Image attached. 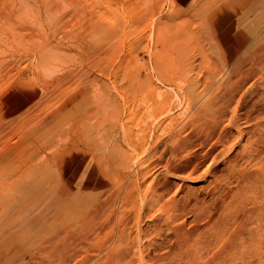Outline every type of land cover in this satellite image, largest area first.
Segmentation results:
<instances>
[{"label":"rangeland","instance_id":"rangeland-1","mask_svg":"<svg viewBox=\"0 0 264 264\" xmlns=\"http://www.w3.org/2000/svg\"><path fill=\"white\" fill-rule=\"evenodd\" d=\"M239 48L250 59L264 54V0H0V264H45L65 243L72 246L67 264H117L112 255L133 253L134 235L120 237L118 207L124 167L132 186L142 152L138 123L152 105L178 100L177 90L195 102L208 87H232ZM19 88L25 93H14ZM180 112L161 111L157 120ZM49 142L58 144L54 151ZM38 148L49 160L36 182L48 191L37 207L18 206L13 193L22 176L33 175ZM212 179L190 182L189 190ZM68 189L74 197L61 205L74 210L67 208L64 218L60 208L46 213ZM105 203L103 215L97 213ZM158 214L141 222L147 235L138 244L159 241L149 220L159 221ZM30 217L39 225L24 229ZM63 220L67 230L58 232ZM119 264L140 261L128 256Z\"/></svg>","mask_w":264,"mask_h":264},{"label":"bare ground","instance_id":"bare-ground-1","mask_svg":"<svg viewBox=\"0 0 264 264\" xmlns=\"http://www.w3.org/2000/svg\"><path fill=\"white\" fill-rule=\"evenodd\" d=\"M242 52L243 48H239L233 54L235 66L229 74L234 81L232 87H208L203 94H199L195 102L187 101L177 90L178 100L152 105L147 111V119H141L138 123L139 132L136 136H139L142 152L135 160L138 168L133 171L135 178H132V186L126 187L125 181L131 174L128 167H124L126 169L122 175V186L126 190L118 207L122 214L120 237L134 235L135 247L133 253L125 250L112 255L117 264L128 256L138 259L140 264H264V117L260 119L264 112V54L250 59ZM36 69L40 71L37 65ZM22 90L24 91L19 88L14 93H23ZM176 109L181 111L178 115H171L165 121L157 120L161 111L172 112ZM45 131L47 135L49 131ZM61 132L59 135H63V131ZM52 143L49 146L53 145L54 151L58 144L56 146ZM160 146H163L162 150L159 149ZM39 149H35L37 155L32 166L33 175L22 176L19 180L21 186L13 193L12 198L18 206H30L41 200L42 185L39 187L41 183L36 182L41 179L40 176L39 179L36 178V173L48 162L49 157L46 151L44 155V151L42 154ZM7 171L10 173V170ZM211 177L213 179L207 186L195 189V192L194 189L192 192L189 190L190 182L207 181ZM5 180L8 178L5 177ZM140 186L143 187L142 193ZM46 192L44 191L45 194ZM2 194L3 190L0 195ZM71 194L72 191L68 189L57 194V198L54 196V202L49 204L50 210L46 213L60 208L59 212L64 218L65 212H69L67 208L74 210V206L61 205L62 200L74 197ZM208 197L211 198L210 201H207ZM162 202L164 203L161 204ZM168 203L171 205L164 209V205ZM106 205L107 203L102 205L96 212L104 213ZM157 206L160 208L157 209ZM37 209L40 210L41 206ZM153 210H156V214L161 213L159 221L149 219L153 222L152 233L159 241L138 244L136 241L142 235H147L141 222ZM191 214H196L192 220L189 219ZM63 223L58 232H62V228L67 230L68 224L64 220ZM38 225V219L30 217L22 226L24 229H31ZM132 229H135V233ZM71 247L67 243L58 247L57 259L45 264H67Z\"/></svg>","mask_w":264,"mask_h":264}]
</instances>
